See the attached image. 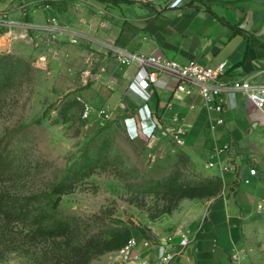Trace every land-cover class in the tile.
I'll return each instance as SVG.
<instances>
[{"label":"rangeland","instance_id":"obj_1","mask_svg":"<svg viewBox=\"0 0 264 264\" xmlns=\"http://www.w3.org/2000/svg\"><path fill=\"white\" fill-rule=\"evenodd\" d=\"M46 2L39 24L29 7L19 21L0 17V34L9 32L0 42V264H138L122 247L98 252L104 236L152 238L149 225L189 208L181 194L208 197L216 174L202 144L162 131L131 139L108 107L107 119L82 115L97 50L82 23L117 16L90 0L34 7ZM63 179L56 217L46 216ZM55 220L63 223L51 232Z\"/></svg>","mask_w":264,"mask_h":264},{"label":"crops","instance_id":"obj_2","mask_svg":"<svg viewBox=\"0 0 264 264\" xmlns=\"http://www.w3.org/2000/svg\"><path fill=\"white\" fill-rule=\"evenodd\" d=\"M37 1L0 0V17L19 21L21 7H29L32 23L39 24L49 4L36 9ZM90 1L107 6L117 19L82 23L97 38L96 68L84 93L94 106L122 114L124 129L144 103L129 89L130 82L147 69L122 64L105 42L181 61L198 59L213 66L225 61L227 77L264 82V0H183L175 7L169 6L172 0ZM8 33L0 34V42ZM176 82L170 74L160 76L146 100L150 113L159 128H187L185 141L204 146L207 165L222 178V187L203 200L188 198L189 208L152 222V238H136L129 257L155 264L166 249L176 255L165 264H233L231 255L238 251L239 264H264V214L257 207L264 202V108L244 92L227 89L220 112L206 106L197 92H175Z\"/></svg>","mask_w":264,"mask_h":264},{"label":"built area","instance_id":"obj_3","mask_svg":"<svg viewBox=\"0 0 264 264\" xmlns=\"http://www.w3.org/2000/svg\"><path fill=\"white\" fill-rule=\"evenodd\" d=\"M183 0H172L169 6L175 7L181 4ZM202 6V5H201ZM107 51L110 52L124 65H137L146 68L144 76L134 77L130 82L129 89L137 94L143 104L139 107L138 118L133 117L125 121V130L131 139L139 137H152L157 131L170 134L177 142L184 143L187 128L184 126L159 128L150 113L146 100L150 96V88L159 81L162 74H170L176 78L175 92L192 94L197 92L203 99V102L209 108H214L220 112L223 111L221 96L227 89L242 91L257 107L264 108V82H259L251 76L239 78H229L225 75L226 62H220L217 66L210 65L198 59H189L181 61L176 58H170L163 54H148L140 51L121 47L117 44H104ZM82 102V115L89 117L93 112L102 119L111 117L110 111L105 107H95L89 101L80 98ZM219 123L224 122V117L218 118ZM225 144L223 148H228ZM209 162V165H213ZM229 166L225 164L224 169ZM251 174H257L255 168L250 169ZM248 181V180H247ZM258 210L264 214V202L258 204ZM136 238H129L122 247V252L129 256L132 249L137 245ZM148 244V241H144ZM176 254L164 249L160 260L155 264H165ZM239 252L234 251L231 255L233 264H239ZM142 264H146L145 262Z\"/></svg>","mask_w":264,"mask_h":264},{"label":"trees","instance_id":"obj_4","mask_svg":"<svg viewBox=\"0 0 264 264\" xmlns=\"http://www.w3.org/2000/svg\"><path fill=\"white\" fill-rule=\"evenodd\" d=\"M101 1H111L113 3H118L119 0H101ZM194 2V0H190L189 4H192ZM210 182L213 184V186L211 188H209L206 192V194L208 195V197L216 195L222 187V178L219 175H214L210 178ZM66 190V184H64V179L61 180L60 182H58L56 184V186H54L52 188V193L51 195H58L55 198H52V201L50 203L49 209H43L42 211L44 212V214H46V216L49 217H56L57 214V209H58V201L61 199V194L64 193V191ZM181 197H196L195 195H190V194H181ZM166 212H169L170 210H165ZM63 222L60 221H56L53 223H49L47 228L49 231H53L56 228H58L59 226H62ZM146 236V235H145ZM147 237V236H146ZM128 237L127 234H122L120 231H112L109 232L106 236H104V238L102 239V242L99 246L98 252H102L104 250H108V249H117V248H121L126 244Z\"/></svg>","mask_w":264,"mask_h":264}]
</instances>
